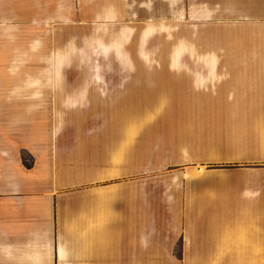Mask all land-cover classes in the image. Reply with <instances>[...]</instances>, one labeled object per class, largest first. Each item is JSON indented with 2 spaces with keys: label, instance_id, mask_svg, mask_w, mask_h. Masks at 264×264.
I'll return each mask as SVG.
<instances>
[{
  "label": "crops",
  "instance_id": "crops-1",
  "mask_svg": "<svg viewBox=\"0 0 264 264\" xmlns=\"http://www.w3.org/2000/svg\"><path fill=\"white\" fill-rule=\"evenodd\" d=\"M164 7L168 68L46 69L102 30L156 60ZM4 27L48 52L0 85V264H264V0H0Z\"/></svg>",
  "mask_w": 264,
  "mask_h": 264
},
{
  "label": "rangeland",
  "instance_id": "rangeland-1",
  "mask_svg": "<svg viewBox=\"0 0 264 264\" xmlns=\"http://www.w3.org/2000/svg\"><path fill=\"white\" fill-rule=\"evenodd\" d=\"M181 8V7H180ZM183 12H185V5L182 7ZM162 17L164 21V34L162 38L157 39L156 41H153L149 46H145L141 48V53L151 55L156 60L152 61H145V62H133L129 66L128 62L123 61V55H120L119 59H112V52L111 47L107 46L106 42H110V37H108V30H102V34L104 33V39L103 41L105 44H100L96 46L91 45H85L86 43L82 45L83 41L81 42V38L76 39V45H74V41H72V44H67L64 47L63 55L69 54L73 52V60H65L63 62L59 61L57 63H63L62 66L57 65L56 60H53L46 65V69L53 72L56 69H73V71L76 69L81 70H92V69H101V70H115V69H126V68H146V69H166L168 68V55L171 52L172 44L176 43V39L172 37L170 29H167L170 27V24H166V22L169 21V14L167 12L166 7H164L162 11ZM179 23L177 24L179 26V38H182V27H185L186 25V18L185 14L179 18ZM16 25V24H15ZM8 26V25H7ZM104 31V32H103ZM27 32L25 29H21V27L18 28H0V40H2L4 44V55H8V58H14L13 65L11 69H18V72H16V75L14 77L9 76L7 77V74L3 75V78L0 77V85L5 84H14V85H25V84H35V85H42L43 84V77L36 78L34 82L31 81L32 75H44L42 71H44V65L42 62H37L36 59H41L43 57L44 53L48 52V45H44L42 41H38L32 45L31 49L27 47ZM33 32H30V34ZM87 32H84L86 34ZM61 34L64 36V42H69L70 40H75L74 37H71L74 35V32H69V30H62ZM110 35H112V32H109ZM52 35V34H50ZM47 37V36H45ZM44 37L45 40H47ZM66 37V38H65ZM42 39V37L40 36ZM84 40V39H83ZM103 43V42H102ZM83 47V50L80 49ZM1 49V47H0ZM73 51H72V50ZM70 50V51H69ZM31 51V52H30ZM53 51V49L51 50ZM60 52V53H62ZM122 54L124 53L123 49L122 51H119ZM181 52H185V47L183 50H180ZM28 53V54H27ZM23 54H26L27 56H23ZM34 57V60H31V58ZM152 57V58H153ZM161 59V60H159ZM10 64V62H8ZM185 68V67H184ZM30 71V73H29ZM5 73V72H3ZM27 74V75H26ZM6 76V77H5ZM74 80V78H72ZM46 84L54 85L55 79L50 78L46 79ZM166 98V97H165ZM167 101H171V97L169 96ZM166 102V101H165ZM163 105L166 107V104L168 105L169 102H166ZM165 109V108H163ZM164 110L160 111V113H163Z\"/></svg>",
  "mask_w": 264,
  "mask_h": 264
},
{
  "label": "bare ground",
  "instance_id": "bare-ground-1",
  "mask_svg": "<svg viewBox=\"0 0 264 264\" xmlns=\"http://www.w3.org/2000/svg\"><path fill=\"white\" fill-rule=\"evenodd\" d=\"M61 62H63V60H61V58L59 59ZM65 61V60H64ZM57 65H59V66H62L63 65V63H57Z\"/></svg>",
  "mask_w": 264,
  "mask_h": 264
},
{
  "label": "trees",
  "instance_id": "trees-1",
  "mask_svg": "<svg viewBox=\"0 0 264 264\" xmlns=\"http://www.w3.org/2000/svg\"><path fill=\"white\" fill-rule=\"evenodd\" d=\"M26 165H27V166H30L29 163H27V160H26Z\"/></svg>",
  "mask_w": 264,
  "mask_h": 264
}]
</instances>
